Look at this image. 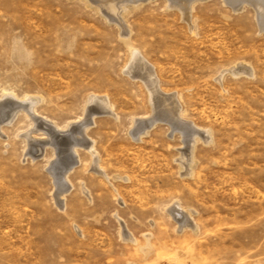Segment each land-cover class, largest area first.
Here are the masks:
<instances>
[{
    "label": "rangeland",
    "instance_id": "rangeland-1",
    "mask_svg": "<svg viewBox=\"0 0 264 264\" xmlns=\"http://www.w3.org/2000/svg\"><path fill=\"white\" fill-rule=\"evenodd\" d=\"M198 4L191 22L166 0L126 17L128 43L164 94L178 93L185 122L213 134L184 169L180 131L161 122L142 141L131 136L133 120L155 112L145 85L126 74L131 49L114 20L83 0H0V98L4 90L40 97L39 114L62 127L84 117L91 95L108 97L118 116L97 115L88 133L100 165L118 178L93 174L80 150L74 189L50 175L56 159L69 164L66 137L63 152L36 142L33 161L24 138L41 120L31 126L21 112L2 122L0 264H264V32L252 7ZM244 64L255 77L218 81ZM68 190L64 208L58 194ZM176 201L194 211V233L175 231L165 209Z\"/></svg>",
    "mask_w": 264,
    "mask_h": 264
},
{
    "label": "bare ground",
    "instance_id": "bare-ground-1",
    "mask_svg": "<svg viewBox=\"0 0 264 264\" xmlns=\"http://www.w3.org/2000/svg\"><path fill=\"white\" fill-rule=\"evenodd\" d=\"M83 1H85L87 4L92 3V5L95 6V9L98 12L104 13L105 17L108 20L110 21L114 20L116 22V26L125 33L124 34L125 36L124 35L122 36H124V38L127 37L125 41H127V44L130 47L132 54L130 63L126 68V74H128L130 77L134 78L135 80H139L140 82H142L147 89L146 91L149 93V99H150L149 102L151 104L152 111L155 112L153 113L154 116L146 119L141 118L144 120L134 119L132 126L133 130L131 132L132 138L136 141H142L143 137L150 134L151 129L156 127L159 123L160 124L161 122L162 124L163 122L167 123L169 127L173 129V132L180 131L183 137H185L184 139L186 143V151L184 152L183 155L181 154L182 160L184 161L181 162V165L182 167H184V169L189 168V164L193 162L196 158L195 150L197 148V145L200 142H203L204 144H208V145L213 144L214 143L213 134L210 130L204 131L201 129H196L192 127V125H190L189 123L185 122L186 120L184 114L185 111L183 112L182 110V106L180 105V100L178 102V96H177L178 93H176L177 95L172 93H171L172 95L166 93L164 94V92L160 87V81L155 73L154 67L147 63L145 58L140 54L139 50L131 47L128 43L129 42L128 30H130V27L128 25L129 23H127L126 17L129 14H131L133 11L140 9L146 3H150L153 0H83ZM204 1L207 0H166V3L170 2V7L177 8L179 11H181L183 17L186 18L188 22H191L190 18L192 12L194 13L196 6L199 5L198 3H202ZM222 2L226 5L229 4L228 6H231L234 11H239V12L246 9V7H252L256 16L258 17L260 30L264 32V0H222ZM191 25H192L191 28L193 29L194 32L196 29L195 22ZM247 67L245 65V67L240 69L239 68L236 69L234 67L235 70L232 69L225 70L221 72L218 81L219 82L224 81L226 77V73H230V75L232 74L234 75V77H240L241 75L255 77V75H253L250 69H248ZM179 99H181L180 95H179ZM41 102L42 99L40 97L37 98V101H33V98L31 96L26 95L23 98H20L18 95H16L15 92L4 90L0 98V136L3 137L4 134V130L1 127L2 122L8 120L9 124H12L22 112L27 119H30L31 126L37 124L40 120L42 122V127L40 128L35 127V130L33 129L30 130V132L27 133L24 138L25 142L30 147V149H28L27 151L28 153H26L27 157L28 155L32 156L33 161L36 158V155L35 157L33 155L37 153L34 151V144L36 142L40 140L42 141L44 140L46 141V144L43 146L45 147L52 146L54 148V151L55 150L58 151V149L61 150L62 148V147L58 148V146H60V143L58 145V142L63 141L64 137L67 138V139L65 138L68 142V146L67 147L65 146V148L67 149H64L66 150L64 152L61 150V152L66 154H61V155L65 156V159L68 160L66 163L69 164L68 166H65V163L61 162L62 159L53 158V160L55 159L56 160L54 161L53 164L52 172L50 174L51 176L54 175L58 177V180L61 182L67 180L70 183L71 188L73 187L74 189V186L70 181V174L74 170H76V168H78L79 165H81L82 160L80 157H78L77 160L73 154H76L78 156L79 151L84 150L88 152L89 155H91L92 157V161H91L92 168L89 167L90 168L89 170H91L93 174L103 177L108 182L111 181V179H117L118 177H110L100 165L98 153L95 148V141L92 140L88 135L89 130L92 128L93 125H95V120L98 117L97 115L107 114V116L110 115L118 118V116H116L114 113V107L109 101L108 97L91 95L88 98V101L85 106L84 117H81L76 121H69V123L67 122L68 124H66V126L64 125V127L59 126L54 121L39 114L38 105ZM145 122H147V124ZM80 125L82 126L79 127L81 128V130H78L77 128ZM36 133H41L42 135H45V137L39 138L36 135ZM61 144L63 145V143ZM43 153L44 152H42V154ZM49 165L52 166L51 164ZM58 169L60 171L62 170V172L58 173L59 171ZM188 174H189V169L186 171L185 175ZM53 179L55 178L53 177ZM62 185L60 184V187ZM69 190L62 191L58 194V200L61 207H64L63 202L65 201V199H67L66 194L67 192H69ZM80 190H82V194H84L91 201L92 194L90 190L86 187L85 182H81ZM54 196H55L54 198L56 199V195ZM64 208H66V204ZM165 211L168 217L172 219V221L173 219L176 220L177 222L176 225H178V229L176 227L175 231H177L178 233H184L187 230H191L192 232L198 230V225L196 224V221L194 219L195 217L194 211L184 207V205H182L181 202L179 201L174 202L171 206L166 207ZM132 234L133 233H129V234L126 233L124 237H127V239H129L132 243H136L137 240L134 238V235ZM145 236L147 237L148 244L142 250L144 251V253L146 252V254H149L152 253V247H151L152 244L150 245L151 236L150 235H145Z\"/></svg>",
    "mask_w": 264,
    "mask_h": 264
}]
</instances>
